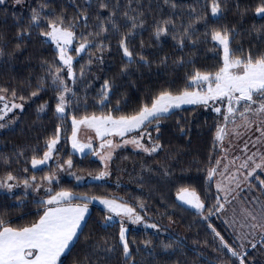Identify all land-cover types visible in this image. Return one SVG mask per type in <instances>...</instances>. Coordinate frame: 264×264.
Listing matches in <instances>:
<instances>
[{
    "label": "trees",
    "instance_id": "obj_1",
    "mask_svg": "<svg viewBox=\"0 0 264 264\" xmlns=\"http://www.w3.org/2000/svg\"><path fill=\"white\" fill-rule=\"evenodd\" d=\"M102 2L108 7L101 8ZM212 3L213 0H22L19 5L0 4V89H7L0 95L24 103L22 109L14 108L0 119V178L11 174L16 181L24 182L33 176L42 180L54 173L56 163L33 168L31 161L33 157H43L48 150L46 142L54 138L58 128L56 155L63 161L71 159L73 168L81 174L101 171L102 162L91 152L79 154L72 149V118L131 115L144 104L150 106L161 91L178 94L186 88H197L189 83L195 71L214 73L223 63V47L211 39L213 30H230L233 58L250 51L254 55L264 52V16L255 12L261 0H219L217 15L211 12ZM33 10L40 14L39 24L30 23ZM58 17H63L64 26L74 24L72 31L76 34L71 50L75 77L66 78L71 80H67L71 92L65 95L68 103L63 114L56 112L60 89L52 82L55 69L63 65L55 45L41 34L49 30L48 22ZM110 17L118 32L113 30ZM133 22L137 24L134 29ZM101 24L108 31L97 36ZM158 26L167 28V34L157 38L154 33ZM129 30L133 33L128 40L131 59L123 55L119 46L121 35ZM85 37L92 43L77 55L75 48ZM105 81L111 87L101 103ZM33 92L38 95L32 96ZM41 105L45 106L43 110ZM214 107L180 106L164 114L158 124H146L151 126L153 145L161 147L155 152L142 148L118 150L111 179L78 183L67 178L54 184L51 194L67 190L89 197L117 198L159 226L129 225L126 256L119 238L120 221L106 222L107 210L90 200L77 237L58 264H240L237 257L222 248L212 228L237 252L247 253L245 264H264V234L255 240V248L250 245L243 249L218 213L205 220L207 209L200 214L177 200L182 187L194 189L208 208L219 196L215 176L207 178V170L217 166L223 147L222 141L216 140L223 124ZM262 178L259 173L249 182L262 193L261 198ZM41 201L32 193L0 191V219L5 221V227L30 226L43 215ZM141 203L143 208L139 207ZM168 221L172 224L168 225Z\"/></svg>",
    "mask_w": 264,
    "mask_h": 264
},
{
    "label": "snow or ice",
    "instance_id": "obj_2",
    "mask_svg": "<svg viewBox=\"0 0 264 264\" xmlns=\"http://www.w3.org/2000/svg\"><path fill=\"white\" fill-rule=\"evenodd\" d=\"M21 0H16V3H20ZM167 2V0H165ZM4 3V0H0V4ZM175 6V5H173ZM43 7V5H42ZM101 8H107L106 3L100 4ZM220 11L219 0H213L211 12L213 15H217ZM257 15L264 16V0H261L260 5L255 9ZM84 15V14H82ZM114 15V13L112 14ZM127 17V13H124ZM87 17L85 16V19ZM40 14L37 10H33V14L30 18L31 24H39ZM114 31H119V28L114 21H111ZM133 19L134 18H129ZM165 24L171 23V21H165ZM65 22L63 17H58L56 20H50L48 22V31L42 32L41 34L49 38L55 43L58 59L62 62L63 68L57 67L55 72L52 74V82L56 88L60 89L58 94V103L56 105V112L63 114L66 110V104L68 100L66 99L65 93L71 92V89L67 86V83L62 77V72L66 69L67 75L74 78L75 73L73 71V60L74 57L69 54V46L73 43L76 38V34L72 31L74 24L69 23L64 26ZM137 24L133 22L132 28H136ZM108 29L104 27L103 24L100 25V32L96 35L99 36L102 33H106ZM157 38L162 34H167V28L158 26L155 29ZM186 34V33H185ZM91 35V34H89ZM133 35L132 31L123 33L119 40V46L123 51V55L131 59L133 57L132 51L128 47V40ZM83 42L75 48V52L79 55L85 52L86 49L91 45L86 37L82 38ZM173 39L177 37L173 36ZM211 39L218 42L219 45L223 47V63L222 66L218 68L217 71L213 72H201L199 70L195 71L189 78V83L199 86V90L189 91L187 88L178 94H173L170 91H161L157 96L152 98L150 106L144 104L140 109L131 115H120L113 116L111 113L107 115H85L79 119L75 116L72 118V147L80 152H84L85 149H91L92 143L89 140L88 143H80L77 138V134L81 126L93 129L96 137L101 140L100 149L101 151H96L94 154L99 156L101 160L111 159V150L120 147L119 144H114L112 139L108 137L119 136L121 138L125 137L126 134L133 133L139 129H143L146 124L155 121L157 124L160 119L170 112L173 108H179L183 104H203L207 106L209 101H220L226 102V114L224 119L227 121L239 116L240 123L236 124V129L244 128L245 131H249L254 124L264 125V52L259 54H252L251 51L242 57L232 58V53L230 49V43L232 35L230 30H213L211 33ZM179 43H183V37L180 38ZM19 47V45H17ZM101 50H103L101 46ZM141 59H144L142 56ZM91 63V60H89ZM80 75H84V68L80 70ZM111 85L108 81L104 82L102 88V100L107 99L108 91ZM7 89H0V92H6ZM15 97L16 93H12ZM38 95V92H33L32 96ZM23 99V97H21ZM5 97L0 95V101H4ZM22 104L12 103L11 107L7 103L4 104L3 109H0V119L10 112L13 108H22ZM45 106L41 105L43 110ZM216 112H220L219 107L215 108ZM3 127V125H0ZM261 133V137H258L254 142L259 143L261 138H264V127H257L256 129ZM158 131V128H157ZM60 129L58 128L54 138L46 142L47 151L43 153V157L37 159L33 157L31 163L32 167L36 168L40 165L46 164L50 159L53 158V151L56 145L59 143ZM226 132L225 128H219L216 135L217 141H223ZM144 135L150 134L141 131L139 136H134L131 139H124V144H133L137 148H142L145 152H155L161 147L158 143H154L151 148H146L141 143ZM236 135H242V133L236 131ZM245 151H247V143L245 144ZM260 155V163L255 162V157ZM249 161L253 162L252 167L249 165ZM68 167H71L73 161L68 159L64 162ZM221 161L217 160L216 165L218 166ZM234 163V161H233ZM242 169H250L244 176V181H248L249 177H253L257 169L264 170V154L253 153V155L248 156L247 159L240 165ZM227 169V165H225ZM208 180L214 178L217 174V167H211L207 170ZM101 176H106L108 173L102 172ZM259 179V177H256ZM14 177L9 174L7 180H13ZM53 176H45L43 180L51 181ZM228 183H236V188H240L242 181L237 180L236 176H230L227 178ZM32 181L36 180V177H31ZM25 186H29V181H24ZM261 190L264 191V180H259ZM7 187L11 189L12 184H7L6 182L0 181V188ZM218 192H222L223 196L216 197V203L208 210V215L203 216L205 220L209 216L216 215L225 209V205L231 203V199H236L232 193L236 189L229 188L223 182H218L216 184ZM51 192V189L48 190ZM238 195V193H237ZM231 196V199L229 197ZM177 198L183 204L190 206L197 210L198 213L203 214L205 209V203L201 200L199 194L193 189L190 190L187 187H182L177 192ZM99 199L98 197H89L87 195H77L67 190H61L55 192L54 195H50L46 201H41L44 206L43 215H41L38 221L32 223L30 226H25L21 228H11L5 227V221L0 219V264H58V260L62 253H65L70 247V243L75 237H77L78 229L81 227V222L85 220V215L88 212V203L90 200ZM73 200H82L85 203H73ZM100 202L106 207L109 213L115 214V216L126 218L132 223H140L143 217L137 213L136 209L129 206L126 202H120L117 198L112 199H101ZM55 205V206H52ZM140 208L144 205L141 203ZM248 216H251L253 220L256 219L251 212L244 210ZM106 222L113 219L112 215L106 216ZM147 227L157 228L156 224L147 225ZM211 227V225H210ZM253 229L260 228L264 231V223L254 224L251 226ZM213 233L219 239L222 248H226L228 252L231 253L233 257H237L240 260V264H245L246 252L241 253L233 249L219 232L212 228ZM127 229L124 223H121L119 238L123 243V251L127 256L129 254V244L126 239ZM264 242V238H262ZM167 247V246H166ZM243 247V246H242ZM252 248L256 247V244H251Z\"/></svg>",
    "mask_w": 264,
    "mask_h": 264
},
{
    "label": "rangeland",
    "instance_id": "obj_3",
    "mask_svg": "<svg viewBox=\"0 0 264 264\" xmlns=\"http://www.w3.org/2000/svg\"><path fill=\"white\" fill-rule=\"evenodd\" d=\"M22 1V0H21ZM4 3H10L12 5H19L20 3H16V0H4ZM3 4V3H2ZM45 37V36H44ZM48 41L52 42L49 38L45 37ZM54 45L55 43L52 42ZM74 40L73 43L69 46V54L73 56L74 53H72L71 50H73ZM56 47V45H55ZM74 57V56H73ZM233 58V57H232ZM75 59V57H74ZM74 63V60H73ZM67 70L65 69L62 72V77L67 83V86L69 87V82L66 79L67 78ZM69 77V76H68ZM73 79L72 77H69ZM71 81V80H69ZM199 90V86L197 88H194L191 91ZM67 93H65L66 95ZM5 97L4 101H0V109H3L4 104L7 103L9 107H11L10 104L16 103V104H22L24 107V103L20 101H14L9 100L6 98L5 94H1ZM210 105L219 107L221 109L220 111V119L223 124V128H225L226 132L228 133L225 135L224 140L222 141V151L219 153V161L221 163L216 166L217 167V174L215 175V186L218 182H223V184H226L229 188L236 189L235 192L232 193L233 196H236V199H231V196L229 199H231V203L225 205V209L221 212H219L220 219L227 225V227L230 229L231 233L233 234L234 238L238 242L241 248L247 249L251 244L255 242L256 239H258L260 236L264 234V231H262L260 228L253 229L251 226L254 224H261L264 223V197L261 198V192L258 190L257 187L254 188L253 185H250V179L252 177L248 178V181H244V176L247 174V172L250 169H242L240 168V165L247 159L248 156L253 155V153H260L264 154V138H261V141L259 143L254 142L257 140L258 137H261V133L257 131V127H264V125H261L259 123L252 125V128L249 131H245L244 128L236 129V131L242 133V135L237 136L236 131H233V129L236 128V124L240 123L239 116L237 114L235 119V124L233 123V119L225 120L224 116L226 114V102H220V101H209ZM208 104V105H209ZM190 105V104H183L181 106ZM22 107V108H23ZM22 108H16L22 109ZM174 109V108H173ZM15 110L14 108L11 110ZM172 110V109H171ZM10 111V112H11ZM8 113V112H7ZM223 114V115H221ZM99 116V115H97ZM141 131L150 134L151 133V126L146 125L143 129H139L133 133L126 134L125 137L121 138L119 136H111L108 137L109 139L113 140L114 144H119L120 147H116L111 150V159L110 160H101L99 156L95 155L94 153L96 151H101L100 149V143L101 140L96 137L95 132L93 129L86 128L85 126H81L80 130L77 134V138L80 141V143H88L89 140H91L92 148L91 149H85L84 152H80L76 149H72L76 151L79 154H83L85 152H91L92 156L99 159L102 162V169L96 174H81L77 170L73 168V164L71 167H68L62 159L56 155L57 153V146L55 150L53 151V158L50 159L46 164L56 163L57 167L54 173H50L48 176H53V179L51 181H45V180H35L29 181V186H25L24 182H18L14 178L13 180H7V177L0 178V181L6 182L7 184H12L13 187L11 189L7 187L0 188V191L8 192L10 194L16 193V192H22V193H32L37 195L40 199L46 201L50 195H54L55 193L51 194L48 190L53 188L54 184L61 181L62 179H73L75 182L83 183V182H89V181H103L107 179H111L112 173H113V159L115 157V153L123 148H137L133 144H124V139H131L134 136H139ZM141 143L146 148H151L153 146V142L151 138H149V135H144L143 139L141 140ZM247 143V151H245V144ZM71 146H72V140H71ZM256 163H260V155H257L255 158ZM234 161V163H233ZM40 165L38 167L44 166ZM225 165H227V169H225ZM250 167L254 166L252 161H249ZM37 168V167H36ZM107 172L108 175L101 176L100 174L102 172ZM261 173L264 176V170L257 169L254 175H258ZM236 176L237 180L242 181L240 184V188H236V183L233 182L231 184L228 183V177L230 176ZM264 180V178H262ZM217 190V188H216ZM218 192V191H217ZM219 196H223L222 192H218ZM238 193V195H237ZM112 199L111 197H101L99 199H94L96 203L103 208L106 209V207L100 202L101 199ZM201 198V197H200ZM202 200V198H201ZM203 201V200H202ZM122 202V201H120ZM204 202V201H203ZM205 203V202H204ZM216 203V200L212 202V206ZM55 206V205H52ZM130 206V205H129ZM210 207L208 208L207 205H205V210L208 212ZM247 210L248 212H251L253 216L256 217L255 220L252 219L251 216H248L244 210ZM107 210V209H106ZM108 212V211H107ZM138 213V212H137ZM140 214V213H138ZM108 215H112L113 219L111 221H120V223H124V226L126 229L129 225H147L150 224H156L154 221H149L147 218L143 217L142 222L140 223H132L131 221L127 220L126 218L115 216V214L109 213ZM213 216V215H212ZM214 217V216H213ZM172 221H168V225L172 224ZM157 227L158 224H156ZM127 233V232H126ZM243 246V247H242ZM59 262V260H58Z\"/></svg>",
    "mask_w": 264,
    "mask_h": 264
},
{
    "label": "crops",
    "instance_id": "obj_4",
    "mask_svg": "<svg viewBox=\"0 0 264 264\" xmlns=\"http://www.w3.org/2000/svg\"><path fill=\"white\" fill-rule=\"evenodd\" d=\"M88 211H89V207H88ZM87 213H88V212H87ZM87 213H86V215H87ZM86 215H85V217H86ZM83 222H84V221L81 222V226H82ZM80 228H81V227H80ZM80 228L78 229V232H79ZM75 238H76V237H75ZM75 238L73 239V241L75 240ZM73 241H72V242H73ZM72 242L70 243V245L72 244ZM65 252H66V251H65ZM62 254H63V253H62ZM62 254H61V256H62Z\"/></svg>",
    "mask_w": 264,
    "mask_h": 264
},
{
    "label": "water",
    "instance_id": "obj_5",
    "mask_svg": "<svg viewBox=\"0 0 264 264\" xmlns=\"http://www.w3.org/2000/svg\"><path fill=\"white\" fill-rule=\"evenodd\" d=\"M177 200H178V198H177ZM181 204H183L180 200H178ZM183 205H185V206H187L188 208H191L190 206H188V205H186V204H183ZM191 209H194V208H191Z\"/></svg>",
    "mask_w": 264,
    "mask_h": 264
}]
</instances>
